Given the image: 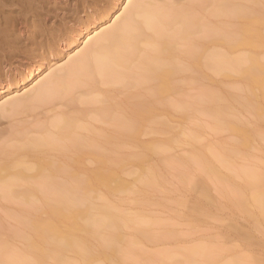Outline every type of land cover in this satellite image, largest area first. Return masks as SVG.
<instances>
[{
  "label": "bare ground",
  "instance_id": "obj_1",
  "mask_svg": "<svg viewBox=\"0 0 264 264\" xmlns=\"http://www.w3.org/2000/svg\"><path fill=\"white\" fill-rule=\"evenodd\" d=\"M36 1L40 4L34 9ZM70 1L0 0V39L11 36L18 45L40 48L56 35L52 28H37L26 13L34 11L46 23L53 17L61 19L64 9L71 6L78 22L73 23L69 38L61 40L62 51L88 38L83 47L74 48L64 66L41 79L46 63V58L41 60L43 49L42 58L27 62L29 66L22 71L12 72V63L0 67V96L5 97L0 102V207L18 221L11 235L24 244L17 247L4 237L0 223L1 264H49V260L107 264L132 259L137 264L138 242L129 239L124 245L121 230L139 220L115 213L114 203L94 187L115 182L117 189L125 188L114 173L124 161L125 146L134 147L152 132L154 123H166L172 108L200 109L215 127L230 130L235 135L234 154L239 153L236 143L250 146L252 140L248 122L240 120L228 98L216 89H202V65L218 74L237 71L247 83L242 87L248 93L243 105L256 120L264 121V104L258 100L260 93L264 101V56L236 53L239 48L264 45V0H131L115 19L118 10L114 6L92 24L81 17L80 6L86 1ZM61 3L65 5L59 9ZM17 46L7 54L18 53L21 46ZM34 81L35 87L27 89ZM16 89L25 93L11 94ZM192 89L194 95L189 94ZM20 114L24 116L16 118ZM5 118L10 122L2 127ZM253 132L264 140L258 127ZM153 149L165 150L159 144ZM227 157L225 147L218 151L217 158L225 167L231 164ZM191 158L210 177L223 181L220 170L203 153ZM248 168L238 170L247 178L245 188L230 185L223 189L260 226L264 225V169ZM189 177L185 172L182 175L184 181ZM146 182L151 184L152 178ZM95 198L105 199L104 204L97 206ZM8 203L18 205L19 211H8ZM43 212L48 213L47 219L40 218ZM3 217L0 213V222ZM137 229L146 238L153 237L141 225ZM181 251L183 257L175 264L217 263L209 247ZM68 252L77 258H69ZM167 255L165 251L154 258ZM241 260L235 258L231 264H243Z\"/></svg>",
  "mask_w": 264,
  "mask_h": 264
},
{
  "label": "rangeland",
  "instance_id": "obj_2",
  "mask_svg": "<svg viewBox=\"0 0 264 264\" xmlns=\"http://www.w3.org/2000/svg\"><path fill=\"white\" fill-rule=\"evenodd\" d=\"M76 1L71 0L70 3H75ZM81 1L83 3V0ZM85 1L86 10L84 8L85 4H82L80 6L82 16L80 13L79 16L83 17V19L85 18L86 23L90 22L92 24L99 20L100 15L107 14V9L114 6L118 10L116 15L112 17L115 19L118 14L121 15L131 0H125L118 4H116V0ZM151 1L152 3L161 2L159 0ZM35 4L34 9H36L37 5L39 7L40 3L36 1ZM64 5V3L58 4L59 9H62ZM47 6L51 7L52 4L48 3ZM73 7L64 9L65 12L62 13L61 19L53 17L52 20L45 21L46 23L41 22L39 16V18L34 16V11H28L26 16L29 17L32 23H36L33 24L37 28L39 26L42 29L47 28L50 30L52 28L51 32L53 31L52 33L56 37L49 38L46 42L48 45L45 43L39 48L36 45L33 46V44L18 45L11 36L3 35L5 39L1 36L0 67L12 63L14 66L12 72L21 68L24 69L29 66L27 62H32L35 59L39 60L44 52L43 56L45 57L41 60L46 58V63L39 78L52 74V71L56 70L60 65L64 66L70 59L69 57L75 53L74 48L78 44L80 48L83 47L88 40L87 37L83 38L81 42L78 41L66 51H62L60 47L62 44L61 40L69 38L73 23L78 22L75 18L76 14H74ZM102 8H104V12ZM96 10L98 11L97 13L93 12ZM52 15L53 13L51 12ZM40 23L42 26L37 25ZM44 24L46 25L43 27ZM74 27L76 26L74 25ZM93 35H95V32L91 33V36ZM8 43L11 44V48L6 47L10 46ZM15 45H18L17 47L21 46L19 47L20 53L9 56L6 51H10ZM45 45L46 48H44ZM48 46H50V49L52 47V49H47ZM2 50L5 51L2 52ZM40 51H42V55ZM236 53H255L264 56V45L239 48ZM59 55L60 57H57ZM14 76L16 75L14 74ZM201 84L202 89L212 88L224 94L241 118L240 120L245 124L249 123L247 125L253 134L250 146H242L236 143L239 153L234 154L232 147L235 146V135L230 130L215 127L212 118L200 109L180 111L172 108L165 117L168 119L166 123H154L152 132L142 137L134 147L125 146L124 161L120 166L114 168V173L125 185L124 189H117L115 182L108 187L94 184V187L105 199L114 203L116 207L115 213L123 212L133 218L136 217L137 221L139 220L138 222H130L127 226L122 227L121 230L125 239L124 245L125 241L129 239H135L138 242L141 253L137 256V264H175L183 257L182 248L198 245L209 247L214 251L217 258L216 264H231L235 258H241L243 264H264V225L258 226L254 217L245 213L243 209L237 208L227 191L223 189L225 188L223 186H226L228 190L230 185L245 188L247 178L240 174V171L238 172L240 168L264 169V140L253 132V127H258L264 132V121L256 120L250 109L243 105L248 93L242 87L247 83L237 71L231 70L227 74H218L209 67L202 65ZM34 85L35 81L29 82L27 84L28 88H26L31 89L35 87ZM25 89H16L11 94L20 96L23 92L25 93ZM257 92L259 93V90ZM195 93L196 91L192 89L189 94L194 95ZM4 94L2 95L4 96ZM258 96V100L264 104L260 93ZM4 99L5 97L0 96V102ZM23 116L24 114H20L16 118ZM27 119L31 120L32 117L29 116ZM233 119L236 120V118ZM8 122L10 121L5 118L2 122V127L4 125L8 126ZM155 144H159L165 150H154L153 145ZM220 145L225 147L228 163H231V166L225 167L217 158L218 151L220 152L223 148ZM202 153L220 170L223 181L220 182L218 179L210 177L208 173L199 167V163L191 158L195 154L202 156ZM138 156H141V159ZM184 172L190 176L187 181L182 178ZM149 177L153 181L151 184L146 182ZM105 199L95 198L94 201L97 206H102ZM251 207L254 209L253 206ZM2 209L0 207V213L4 217L0 223L2 224L4 237H10L9 239L14 245L20 248L23 247V242L11 235L12 229L19 226L18 221L9 215L6 216V212L4 210L3 212ZM7 209L11 213H16L20 208L18 205L8 203ZM48 217V213H40L41 219H47ZM138 225L148 231L146 233H151L153 237L151 239L146 238L144 233L137 229ZM92 242L96 247V242ZM165 251L169 252V256L167 255L166 258H154V255ZM67 256L72 259L77 258L73 252H68ZM199 258L202 261L205 260L202 255H199ZM132 260L136 264L137 260ZM132 260L128 262L121 260L107 261V264H134ZM50 263L68 264L49 260Z\"/></svg>",
  "mask_w": 264,
  "mask_h": 264
}]
</instances>
